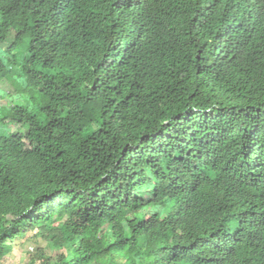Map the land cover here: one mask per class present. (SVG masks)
Returning a JSON list of instances; mask_svg holds the SVG:
<instances>
[{
    "label": "trees",
    "instance_id": "obj_1",
    "mask_svg": "<svg viewBox=\"0 0 264 264\" xmlns=\"http://www.w3.org/2000/svg\"><path fill=\"white\" fill-rule=\"evenodd\" d=\"M10 35L0 264H264V0H0Z\"/></svg>",
    "mask_w": 264,
    "mask_h": 264
},
{
    "label": "rangeland",
    "instance_id": "obj_2",
    "mask_svg": "<svg viewBox=\"0 0 264 264\" xmlns=\"http://www.w3.org/2000/svg\"><path fill=\"white\" fill-rule=\"evenodd\" d=\"M13 40V36L10 35L7 41L0 42V58L9 70L8 75L0 81V123L2 122L1 117L8 112V108L13 104L26 105L34 112H38L41 105L40 95L32 91L25 83L24 66L26 57L20 49H17L13 56L6 51L12 45ZM30 247L28 239L23 238L16 242L7 255L4 264H30Z\"/></svg>",
    "mask_w": 264,
    "mask_h": 264
}]
</instances>
